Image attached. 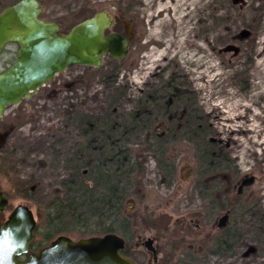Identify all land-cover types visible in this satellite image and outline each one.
Listing matches in <instances>:
<instances>
[{
	"label": "rangeland",
	"instance_id": "374dc122",
	"mask_svg": "<svg viewBox=\"0 0 264 264\" xmlns=\"http://www.w3.org/2000/svg\"><path fill=\"white\" fill-rule=\"evenodd\" d=\"M13 1L0 0V10L3 4L8 6ZM43 1L44 17L49 19L67 6L78 22L98 10L108 11L117 1L128 14L131 12V0ZM142 4L141 32L138 31L137 44L130 53L135 59H123L115 71L108 69L110 73L105 67H93L84 74L60 73L37 95L6 108L0 119V189L9 199V206L0 213V224L15 206L29 205L37 220L33 242L43 238L47 232L46 203L56 196L60 181L68 173L63 159L82 139L78 119L69 118L65 110L69 108L81 117L100 114L110 104L113 91L108 76L115 75L116 86H122L126 94L120 102L122 106L112 107L109 112L129 116L151 91L154 99L160 101L174 88L181 94L180 108L191 106L187 109L190 116L203 127L192 140L199 148V156L202 153L205 157L201 166L208 169L209 157L216 151L225 154L231 164L218 166L220 179L226 181V176H231L237 181L246 174L255 176V183L244 193L250 199L242 202L226 224L234 229L235 241L232 252L219 264H264V0H142ZM186 12L191 15L183 23ZM16 51V45H8L0 54V70L13 60ZM168 148L171 153L167 156L176 170L171 182L174 186L165 184L155 157L147 155L142 186L137 189L140 195L126 204L135 241L139 242L137 239L142 236L155 237L161 224H172L183 214L187 222L193 219L204 229L195 244L202 247V255L208 254L213 244L210 240L218 230L213 222L200 216L202 204L188 180L183 181L194 175V151L184 140ZM217 161L223 162L221 158ZM176 163L183 164L178 171ZM230 193L235 197L232 190ZM151 214L165 215L163 223L148 220ZM64 235L73 240L84 238L76 232ZM185 237L186 243L193 242L188 235ZM156 245L159 246L157 242ZM29 253L19 259L25 260ZM131 255L138 264L153 262L143 245L133 247ZM161 258L165 259L164 254ZM217 260L211 257L203 263L201 258L195 264H213Z\"/></svg>",
	"mask_w": 264,
	"mask_h": 264
},
{
	"label": "water",
	"instance_id": "95a60500",
	"mask_svg": "<svg viewBox=\"0 0 264 264\" xmlns=\"http://www.w3.org/2000/svg\"><path fill=\"white\" fill-rule=\"evenodd\" d=\"M41 13L39 0H19L0 12V54L8 45L17 46L16 60L0 72V118L8 106L37 95L41 87L70 66L100 68L105 53L121 60L127 56V39L117 34L105 36L113 22L109 13L100 11L67 34H60L59 24L42 19ZM253 182V177H247L241 188ZM8 206L9 199L0 189V213ZM226 221L227 216L222 217L219 227ZM36 226L29 205L14 207L0 225V264H136L122 254L125 240L114 233L78 240L61 235L20 260L35 240ZM152 243L150 240L146 246L155 257Z\"/></svg>",
	"mask_w": 264,
	"mask_h": 264
},
{
	"label": "trees",
	"instance_id": "16d2710c",
	"mask_svg": "<svg viewBox=\"0 0 264 264\" xmlns=\"http://www.w3.org/2000/svg\"><path fill=\"white\" fill-rule=\"evenodd\" d=\"M18 1L14 0L8 6ZM6 7L7 4H3L0 12ZM108 78L113 91L110 104L100 114L81 117L69 108L65 110L69 118L78 119L77 129L82 139L63 159L68 173L60 181L56 196L46 203L48 212L44 224L47 232L31 244L30 252L65 232H76L84 238L114 232L125 237L130 245L132 224L126 216V204L140 195H137V189L142 186L147 155L155 157L161 178L166 185H172L176 170L165 151L168 143L150 135L146 103L150 101L149 96H143L147 100L141 99L129 116L109 112L112 107L122 106L120 102L124 101L126 90L116 86L118 76ZM200 156L205 158L202 153ZM220 158L223 160L219 162L220 166L231 165L225 154L217 152V159ZM261 226L264 230V222ZM124 253L130 256L131 250L127 247Z\"/></svg>",
	"mask_w": 264,
	"mask_h": 264
},
{
	"label": "flooded vegetation",
	"instance_id": "af4514ba",
	"mask_svg": "<svg viewBox=\"0 0 264 264\" xmlns=\"http://www.w3.org/2000/svg\"><path fill=\"white\" fill-rule=\"evenodd\" d=\"M42 5V13L41 18L49 21V22H56L59 24V33L60 34H67L70 32V30L79 22L81 21H74L75 20V14H73V11H69L67 9V6H63L62 9L64 10H58L56 13V16H51L53 19H49L48 17H44L45 9L44 1L39 0ZM120 1H117L116 4L113 7H110L109 10L101 9L96 11L93 15L87 17L91 18L96 13L100 11L109 12L112 17V26L106 29L105 36H109L111 34H117L125 39L128 40L129 43V49L127 56L125 59H127L129 56L130 58L135 59V56L133 57V52L130 55L133 48L136 46L138 38H139V32L141 29V12L143 4L142 0H131L129 5L131 7V12L128 14L125 10L126 8H123V4H120ZM123 5V6H122ZM60 6V5H59ZM57 9V8H56ZM140 12V13H139ZM86 18V19H87ZM139 31V32H138ZM132 59V60H133ZM16 60V54L11 60V62H8L3 69L0 70L2 72ZM122 63L121 59L114 58L111 56L110 53H105L103 55V64L101 67L111 68V71L116 69V67H119ZM93 67H85L81 65H73L68 67L64 72H74V71H83V74L88 71V69H91ZM110 73V70H108ZM182 80V78H181ZM173 93H166V97L163 95V100L157 101L154 99V95L151 91L149 98L150 101H148L147 105L148 108V114L149 122L151 125V133L150 135L153 138L156 139H163L167 141V145L170 147L171 145L176 144L180 140L186 141L193 149V171L191 170V173L193 177H188V179H185L183 181H187L189 183L190 189H192L197 196L198 202L201 205L200 209V216L202 215L203 219H205L208 223H214L215 230H218L217 235H215L210 241L213 242L212 248L209 249L208 254H203L202 247H197L196 242L200 241V236L204 233V229L200 226V223H194L193 219H190L188 222L184 218L185 215H181L179 218H176L175 221L172 224H167L166 222L164 224V217L163 214H151L148 217V220H154L157 223L161 224V228L163 229L155 230L157 231L155 234V237H146L142 236L139 242L135 241V235L133 233V222L130 218H128L131 222V232H132V241L129 245L128 240L119 235L125 240V246L122 250V254L125 255L128 258H131L135 263L134 257L132 255H126L124 253V250H133V247H136L138 245H143L148 252V254L152 257V263L151 264H195L199 261L204 259L203 263L208 262L211 257L213 259H218L217 261H213V264H219V261L221 258L225 257L232 252L233 246H234V233L233 230L229 225H226L224 227H219L220 219L224 216H227L226 224L229 223L231 217L233 218L234 213L236 212L237 208H240L242 206V202L248 201L250 198H247L244 196L245 190L252 186L256 178L255 176H251L249 174H246L243 178H240V180L235 181L231 176H226V181L224 179H220V172L219 167L221 168L219 161H217V152L213 151L211 161H210V167L208 169H204L201 165L203 164V158L199 156V148L197 144L192 141L195 140V138L198 137L199 133L202 131L203 127L200 124H195L194 117L190 116V112H188L187 109H192L191 106H188V108H180V93L179 91L175 90L173 88ZM38 94V93H37ZM189 94H191L189 92ZM190 105V103H189ZM3 118V117H2ZM199 119L198 117H196ZM1 119V118H0ZM200 122V120L198 121ZM213 142H217V139H212ZM165 149L167 154L171 153L170 148ZM197 161L195 162V158H197ZM180 161V160H179ZM177 165V171L179 169V166H183L182 163ZM200 165V166H199ZM219 166V167H218ZM228 170V169H227ZM233 175V174H232ZM235 175V174H234ZM237 175V174H236ZM235 175V176H236ZM208 177V179H206ZM247 177H253L254 182L251 185L242 186V182L247 179ZM191 178V179H190ZM172 187L174 184L171 185ZM188 186V187H189ZM223 192L219 194V190L222 189ZM241 188V189H240ZM231 190L234 192L235 197H231ZM245 197V198H244ZM244 210V209H242ZM244 214V211L242 212ZM201 217V218H202ZM219 217V218H218ZM151 218V219H150ZM237 219L239 222L240 220ZM214 220V221H213ZM238 222V223H239ZM192 226V230L189 229V227ZM231 228V229H230ZM213 229V230H214ZM153 231L154 229L151 228ZM106 233V234H109ZM104 234V235H106ZM101 235V236H104ZM185 235H188L189 240H193L192 243L185 242L184 238ZM152 240L153 247L156 252V256L154 257V254L151 250H149L146 246V243L148 241ZM161 241L163 243H161ZM156 242L159 244V246L156 245ZM165 242V243H164ZM134 244V245H133ZM133 245V246H132ZM207 249V248H206ZM165 259L162 261L161 257L163 256ZM138 264V263H136Z\"/></svg>",
	"mask_w": 264,
	"mask_h": 264
},
{
	"label": "bare ground",
	"instance_id": "6f19581e",
	"mask_svg": "<svg viewBox=\"0 0 264 264\" xmlns=\"http://www.w3.org/2000/svg\"><path fill=\"white\" fill-rule=\"evenodd\" d=\"M189 1H190V0H189ZM145 3H147V2H145ZM161 12H162V11H159V12H157V13H158V14H161ZM190 15H191V12H186V13L182 16L183 19H181V21L184 23L185 20H186V18H187V17L189 18ZM159 16H160V15H159ZM152 17H154V16H152ZM154 18H155V17H154ZM188 18H187V19H188ZM164 20H165V19H164ZM181 21H180V22H181ZM163 22H164V21H163ZM182 22H181V25L183 24ZM161 23H162V22H161ZM130 259H131V258H130Z\"/></svg>",
	"mask_w": 264,
	"mask_h": 264
}]
</instances>
